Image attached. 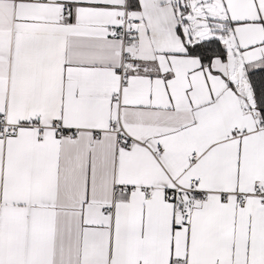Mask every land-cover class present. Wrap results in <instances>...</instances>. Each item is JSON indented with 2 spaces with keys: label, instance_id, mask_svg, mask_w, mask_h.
I'll return each instance as SVG.
<instances>
[{
  "label": "snow or ice",
  "instance_id": "obj_1",
  "mask_svg": "<svg viewBox=\"0 0 264 264\" xmlns=\"http://www.w3.org/2000/svg\"><path fill=\"white\" fill-rule=\"evenodd\" d=\"M0 264H264V0H0Z\"/></svg>",
  "mask_w": 264,
  "mask_h": 264
}]
</instances>
